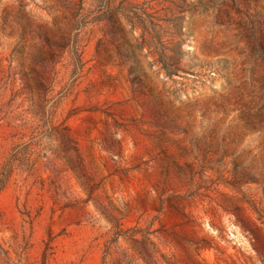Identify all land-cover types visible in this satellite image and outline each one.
Returning a JSON list of instances; mask_svg holds the SVG:
<instances>
[{"label": "rangeland", "instance_id": "1", "mask_svg": "<svg viewBox=\"0 0 264 264\" xmlns=\"http://www.w3.org/2000/svg\"><path fill=\"white\" fill-rule=\"evenodd\" d=\"M0 264H264V0H0Z\"/></svg>", "mask_w": 264, "mask_h": 264}]
</instances>
